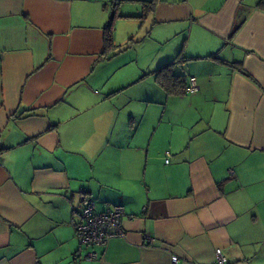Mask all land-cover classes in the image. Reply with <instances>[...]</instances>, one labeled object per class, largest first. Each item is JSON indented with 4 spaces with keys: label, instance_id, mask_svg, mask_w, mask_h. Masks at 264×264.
<instances>
[{
    "label": "crops",
    "instance_id": "crops-1",
    "mask_svg": "<svg viewBox=\"0 0 264 264\" xmlns=\"http://www.w3.org/2000/svg\"><path fill=\"white\" fill-rule=\"evenodd\" d=\"M150 1L0 0V264H264V3ZM85 199L125 211L92 261Z\"/></svg>",
    "mask_w": 264,
    "mask_h": 264
},
{
    "label": "built area",
    "instance_id": "built-area-1",
    "mask_svg": "<svg viewBox=\"0 0 264 264\" xmlns=\"http://www.w3.org/2000/svg\"><path fill=\"white\" fill-rule=\"evenodd\" d=\"M187 81V93L198 90L194 76H188ZM166 156H169L168 152H166ZM124 216L125 211L121 205H113L111 208L98 211L95 203L91 199H85L79 213V220L74 222L73 225L75 237L79 245L90 248V250L84 254L76 251L73 253V257L87 261L98 259L97 252L93 250L94 247L104 246L111 238L124 237L126 235L122 227V219ZM171 260L173 263H176L178 258L173 255ZM215 262L216 264H224L226 262V257L220 249H216L215 251Z\"/></svg>",
    "mask_w": 264,
    "mask_h": 264
},
{
    "label": "trees",
    "instance_id": "trees-1",
    "mask_svg": "<svg viewBox=\"0 0 264 264\" xmlns=\"http://www.w3.org/2000/svg\"><path fill=\"white\" fill-rule=\"evenodd\" d=\"M150 2L153 3L154 0H151ZM260 3H264V0H260ZM113 19H114V16H112L109 19V21L107 22L104 28L103 40L105 44V49H111L114 46ZM179 56L173 62L162 64L159 67H157L156 70L153 71L155 81L167 93H175V94L186 93L187 78L184 73L181 74L180 72L175 71L177 64L183 60ZM236 68L239 69L241 72L245 73V71L240 67V65L237 64Z\"/></svg>",
    "mask_w": 264,
    "mask_h": 264
},
{
    "label": "rangeland",
    "instance_id": "rangeland-1",
    "mask_svg": "<svg viewBox=\"0 0 264 264\" xmlns=\"http://www.w3.org/2000/svg\"><path fill=\"white\" fill-rule=\"evenodd\" d=\"M180 73L183 74L182 71H180Z\"/></svg>",
    "mask_w": 264,
    "mask_h": 264
}]
</instances>
